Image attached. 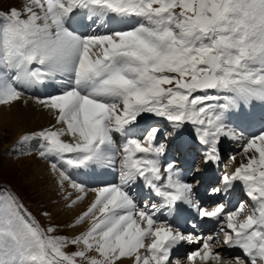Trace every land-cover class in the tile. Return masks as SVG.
<instances>
[{
  "label": "snow or ice",
  "instance_id": "1",
  "mask_svg": "<svg viewBox=\"0 0 264 264\" xmlns=\"http://www.w3.org/2000/svg\"><path fill=\"white\" fill-rule=\"evenodd\" d=\"M38 86L55 91L25 99ZM29 99L54 123L19 142L38 141L60 188L80 193L67 207L86 191L64 166L118 179L90 190L69 225L87 226L71 237L0 191V264H264V117L258 127L247 113L234 118L264 104V0H23L0 11V106ZM145 116L171 131L142 125ZM185 125L204 164L222 162L223 139L239 144L234 170L206 190L222 198L211 204L166 159L162 138ZM236 184L247 201L230 208ZM188 210L216 228L182 230L174 221ZM183 244L191 249L178 254Z\"/></svg>",
  "mask_w": 264,
  "mask_h": 264
},
{
  "label": "bare ground",
  "instance_id": "2",
  "mask_svg": "<svg viewBox=\"0 0 264 264\" xmlns=\"http://www.w3.org/2000/svg\"><path fill=\"white\" fill-rule=\"evenodd\" d=\"M11 1V0H5ZM13 1V0H12ZM19 7L23 0H18ZM17 2V1H16ZM41 90L45 91L48 94H52L55 91L54 86L42 87ZM29 96H39L38 88H34L26 93L25 99ZM258 105L264 109V105L260 103L254 104L251 109H244L242 108L240 113L234 117L237 121L243 117L245 113L251 115L257 122V127L259 126V121L261 120L260 113L258 111ZM264 117V116H263ZM54 123L53 117L44 109L40 107V105L36 104L34 100L29 99L27 103L24 100L15 102L11 107L0 106V134L2 136V141L4 147L8 145L6 142V132H9V137L13 141H18L19 137L25 132H31L34 130H40L43 127H46L50 124ZM141 123V122H140ZM150 123V122H148ZM142 125L144 123H141ZM163 141V138H162ZM226 141H230L228 139H223L221 142V155L222 160L226 159L225 150L230 148L226 147ZM233 142V141H231ZM174 143V142H173ZM234 144L230 145L233 146L232 149L239 150L238 142H233ZM2 144V143H1ZM225 149V150H224ZM174 153V146H166V159H170L171 157L175 156ZM27 159V158H26ZM239 161V156L237 157V163ZM30 162H34L35 168L33 180L35 178H39L41 183L44 184V192L47 197H56V204L52 209L51 217H57L58 219H62L63 221H67L68 224H73L75 218L86 209L87 205L91 202L93 198V193L90 191L92 188L100 186V184L105 182H116L118 179L117 173L114 170H107V171H91V170H75L67 168L71 178L78 183H81L85 186L86 194L84 195V199L79 201L76 205H73L71 208L67 207L70 199H74L76 195L80 193L74 192L68 184L65 183L64 188L61 189L59 184L57 183L58 177L55 173H52L49 168V164H47L46 160L42 159H34L31 158ZM236 165V164H235ZM185 166V165H184ZM65 167V166H64ZM193 172H190L187 177L188 182L193 179L196 180V177L193 176ZM36 182V181H35ZM145 190L141 188L139 185L135 189L138 194V199L142 195V191ZM72 192V196L69 200L64 199L66 193ZM59 196V197H58ZM54 199V198H53ZM60 199H63L62 201ZM60 200V201H59ZM140 201V200H139ZM142 202V201H141ZM50 218V217H49ZM56 218V219H57ZM57 219V220H58ZM79 231H82L86 226L87 222L84 225H79ZM77 225V227H79ZM72 232V231H71ZM189 248L188 250H190ZM187 250V251H188Z\"/></svg>",
  "mask_w": 264,
  "mask_h": 264
},
{
  "label": "rangeland",
  "instance_id": "3",
  "mask_svg": "<svg viewBox=\"0 0 264 264\" xmlns=\"http://www.w3.org/2000/svg\"><path fill=\"white\" fill-rule=\"evenodd\" d=\"M18 2V0H11L10 2L0 0V11L6 12L10 6H18ZM39 96H43V94ZM187 126L191 129L190 125ZM5 134L6 142L8 143L6 147L3 145L0 134V191H8L14 194L24 207L38 219L42 226H54L56 229L55 234L70 237L79 234V225V227H69L70 224L67 221L51 217L52 209L57 202L56 197H47L44 192L45 185L41 183V180L39 178L33 180L34 170L37 166H35L34 162H30V159H42L38 155L39 150L34 144L35 140L21 143L19 140L12 141L9 137V132ZM46 162L49 164L47 160ZM226 164H228L230 169L234 170L235 164L233 162L226 161ZM60 200L62 201L63 199ZM45 212L48 213L47 216L43 215ZM74 249L75 246L72 245L68 248L69 251Z\"/></svg>",
  "mask_w": 264,
  "mask_h": 264
}]
</instances>
